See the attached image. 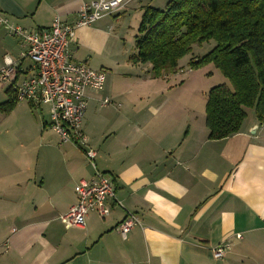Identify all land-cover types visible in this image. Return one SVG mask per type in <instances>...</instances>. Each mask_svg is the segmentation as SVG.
<instances>
[{
    "label": "crops",
    "instance_id": "1",
    "mask_svg": "<svg viewBox=\"0 0 264 264\" xmlns=\"http://www.w3.org/2000/svg\"><path fill=\"white\" fill-rule=\"evenodd\" d=\"M92 1L0 0V16L30 32L49 28L56 17L74 26ZM124 2L117 13L74 30L72 59L108 72L103 89L88 93L85 115L89 103L107 108L101 104L107 98L120 106L132 89L152 81L164 82L166 91L182 86L171 81L177 73L152 79L149 64L122 63L115 25L153 0ZM24 51L0 26V69L9 61L27 68ZM7 90L13 91L0 84V104ZM38 110L23 101L0 113L39 116L36 159L0 163V264H264V126L254 115L246 112L240 131L221 140L208 139L205 107L178 116H158L156 108L153 116L84 115L95 170L112 178L120 205L108 200L105 215L90 212L81 228L61 216L76 202L77 182L91 179L94 169L82 149L60 141L47 107ZM127 212L138 224L123 238L117 227ZM217 247L224 248L221 258L213 257Z\"/></svg>",
    "mask_w": 264,
    "mask_h": 264
},
{
    "label": "trees",
    "instance_id": "2",
    "mask_svg": "<svg viewBox=\"0 0 264 264\" xmlns=\"http://www.w3.org/2000/svg\"><path fill=\"white\" fill-rule=\"evenodd\" d=\"M210 41L213 48L187 64L190 70L212 65L229 84L206 95L208 139L238 133L247 109L264 126V0H168L162 10L147 6L128 60L149 64L150 78L163 79L178 73L179 61L193 45ZM6 97L0 104L4 115L18 102L11 90Z\"/></svg>",
    "mask_w": 264,
    "mask_h": 264
},
{
    "label": "built area",
    "instance_id": "3",
    "mask_svg": "<svg viewBox=\"0 0 264 264\" xmlns=\"http://www.w3.org/2000/svg\"><path fill=\"white\" fill-rule=\"evenodd\" d=\"M124 0H94L84 4L74 26L64 24L56 17L47 29L34 32L11 24L0 16V26L19 39L25 46L22 59L28 60L27 68L17 62H5L0 69V84H8L18 102H28L32 108L47 107L50 127L62 143L83 150L84 157L94 169L93 177L81 179L74 187L76 202L61 216L77 227L85 226L90 212L103 217L108 200H115V185L112 178L95 170V151L87 146L82 123L90 97L89 92H99L105 83V71L94 70L85 63L72 59L69 49L77 27L88 26L106 15L124 8ZM103 106L111 104L105 98ZM138 224L137 217L127 212L117 230L123 238ZM213 257L221 258L224 248L213 250Z\"/></svg>",
    "mask_w": 264,
    "mask_h": 264
},
{
    "label": "rangeland",
    "instance_id": "4",
    "mask_svg": "<svg viewBox=\"0 0 264 264\" xmlns=\"http://www.w3.org/2000/svg\"><path fill=\"white\" fill-rule=\"evenodd\" d=\"M167 1L153 0L151 6L148 7L162 10L165 8ZM144 8L142 10L136 9L137 11L131 13L127 22L123 20L124 17H121L119 25H115L114 31L115 34L119 35L120 41H118L114 50L119 53V58L124 64L129 61L128 58L135 52V37L137 36ZM213 46V41L201 45L195 44L192 46L191 53L179 61V71L171 81H176V84L183 82L182 86L166 91L161 90L162 84H165L164 82L152 81L151 87H143L139 90L132 89L131 96H128L126 101H122L120 106L117 103H111L107 105V108H101L98 103H89L85 116H135L133 113L137 111L140 112L139 116H153L152 108L157 109L158 116L163 115V113L178 116L184 111L204 113L205 97L209 89L217 85L226 84L229 86V84L212 65L207 67L208 69L203 67L201 69L204 70L200 71L199 69L190 70L187 64L191 58L201 57L208 53ZM129 64L131 63L129 62ZM211 71L213 74L210 75L209 72ZM106 73L108 72L106 71ZM117 89L126 91L123 84H119ZM146 89L151 91L147 96L142 93ZM153 90L156 91L155 95L150 96L149 94H153ZM203 91H206L205 95H203ZM246 112L248 116L254 115L252 109H247ZM34 114L39 115L41 113L38 110ZM3 147L9 152L6 155L3 154ZM22 149H26L28 152L24 155ZM38 152L39 116H20L18 111L15 116H0V163L21 159L34 161Z\"/></svg>",
    "mask_w": 264,
    "mask_h": 264
}]
</instances>
